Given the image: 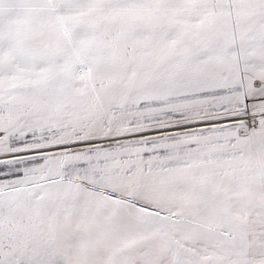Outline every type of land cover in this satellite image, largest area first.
Masks as SVG:
<instances>
[{
  "label": "snow or ice",
  "instance_id": "obj_1",
  "mask_svg": "<svg viewBox=\"0 0 264 264\" xmlns=\"http://www.w3.org/2000/svg\"><path fill=\"white\" fill-rule=\"evenodd\" d=\"M0 264H264V0H0Z\"/></svg>",
  "mask_w": 264,
  "mask_h": 264
}]
</instances>
